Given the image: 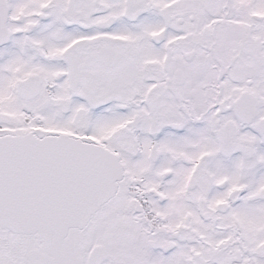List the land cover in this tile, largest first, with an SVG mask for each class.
<instances>
[{
	"label": "snow or ice",
	"instance_id": "obj_1",
	"mask_svg": "<svg viewBox=\"0 0 264 264\" xmlns=\"http://www.w3.org/2000/svg\"><path fill=\"white\" fill-rule=\"evenodd\" d=\"M0 264H264V0H0Z\"/></svg>",
	"mask_w": 264,
	"mask_h": 264
}]
</instances>
